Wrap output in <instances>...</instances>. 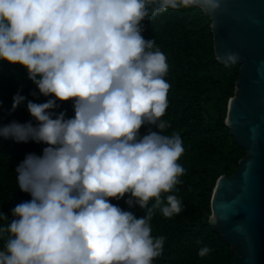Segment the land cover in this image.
I'll return each instance as SVG.
<instances>
[{
	"label": "clouds",
	"instance_id": "obj_1",
	"mask_svg": "<svg viewBox=\"0 0 264 264\" xmlns=\"http://www.w3.org/2000/svg\"><path fill=\"white\" fill-rule=\"evenodd\" d=\"M222 3L0 0V61L24 67L39 94L53 97L27 102L35 125H0L2 139L45 145L15 168L19 190L31 199L0 227L7 235L0 264H152L162 255L165 237L153 238L150 221L157 211L166 218L182 211L175 195L165 203L162 194L181 183L184 147L179 134H163L169 65L155 39L142 36L141 22L168 9L212 16ZM222 59L228 66L239 54ZM25 99L18 92L13 109ZM57 101H71L74 116L57 114ZM126 195L143 217L110 202ZM210 251L203 246L198 255Z\"/></svg>",
	"mask_w": 264,
	"mask_h": 264
},
{
	"label": "trees",
	"instance_id": "obj_2",
	"mask_svg": "<svg viewBox=\"0 0 264 264\" xmlns=\"http://www.w3.org/2000/svg\"><path fill=\"white\" fill-rule=\"evenodd\" d=\"M145 40L155 39V48L165 56L169 70L165 76L169 83L168 108L162 120L169 125L165 135L179 134L184 153L178 163L185 169L181 183L162 198L175 195L182 211L171 218L159 211L150 221L153 238L164 236L162 255L152 264H232L233 253L226 242L210 227V199L217 178L230 175L244 156L225 125L227 103L234 93L239 65L225 66L214 54L211 20L199 8L168 9L166 12L141 22ZM155 50V49H154ZM19 92L25 101L13 109V97ZM36 95L33 96L32 93ZM53 97L39 94L36 85L27 78V71L19 64L0 61V125L12 121H36L27 110V102L44 103ZM54 111H63L66 118L74 116L71 101L60 102ZM147 127L141 128V135ZM154 131H158L153 128ZM43 144L16 142L0 138V227H6L14 217L12 209L29 201L31 196L19 190L16 166L28 153L41 154ZM130 195V194H128ZM124 199L110 202L136 218L146 214L135 205L131 208ZM150 202L149 207L151 206ZM7 235L0 236V250H4ZM197 241L201 243L198 245ZM211 249L200 257V247Z\"/></svg>",
	"mask_w": 264,
	"mask_h": 264
},
{
	"label": "water",
	"instance_id": "obj_3",
	"mask_svg": "<svg viewBox=\"0 0 264 264\" xmlns=\"http://www.w3.org/2000/svg\"><path fill=\"white\" fill-rule=\"evenodd\" d=\"M221 8L206 15L216 59L239 54L224 122L245 154L217 178L209 225L231 248L232 264H264V0H223Z\"/></svg>",
	"mask_w": 264,
	"mask_h": 264
}]
</instances>
